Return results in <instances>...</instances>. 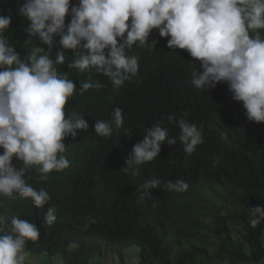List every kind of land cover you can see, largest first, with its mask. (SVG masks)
Listing matches in <instances>:
<instances>
[{"label":"trees","instance_id":"trees-1","mask_svg":"<svg viewBox=\"0 0 264 264\" xmlns=\"http://www.w3.org/2000/svg\"><path fill=\"white\" fill-rule=\"evenodd\" d=\"M23 3L0 0V14L11 16L5 34L26 60L34 47L47 45L35 37L28 41L30 21L18 12ZM168 39L154 29L149 36L158 41L154 48L134 45L128 50L138 58L139 71L118 89L102 74L69 69L74 57L66 50L65 64L58 67L77 86L66 109L85 116L89 128L65 141L70 167L50 173L47 180L39 172L28 173V183L51 196L44 208L20 195L0 198V223L15 215L39 228L38 241L27 242L28 253L61 257L64 264H91L103 245L135 244L140 264L264 261V222L251 227L248 212V207H264V122L247 119L227 83L197 90L190 80L199 61L186 49L169 48ZM60 50L57 45L50 56L55 59ZM88 80L101 87L78 94L81 82ZM116 107L123 110L124 128L132 134L97 135L96 121L110 120ZM169 114L201 128L204 143L188 155L179 140L171 146L165 142L159 157L141 165L138 175L125 172L126 159L147 128L163 122L171 136H178V126L167 121ZM153 176L182 178L189 188L179 193L151 189L138 203L143 183ZM51 206L57 208V219L48 226L44 221Z\"/></svg>","mask_w":264,"mask_h":264},{"label":"clouds","instance_id":"clouds-1","mask_svg":"<svg viewBox=\"0 0 264 264\" xmlns=\"http://www.w3.org/2000/svg\"><path fill=\"white\" fill-rule=\"evenodd\" d=\"M18 12L30 21L28 41L35 37L47 47L36 46L22 59L5 34L12 18L0 14V198L20 195L44 208L51 196L29 184L28 173L39 172L47 180L50 173L70 167L65 141L89 128L85 116L66 109L77 94L76 83L58 67L65 64L66 50L74 57L69 69L102 74L118 89L139 71L138 58L128 50L134 45L154 48L158 41L149 36L158 30L161 37H170L169 48L186 49L199 61L190 80L197 90L227 83L233 99L243 103L247 119L264 122V0H24ZM57 45L61 50L53 59L50 53ZM100 87L99 82L83 81L78 94ZM167 121L178 126V136H171L163 122L147 128L128 155L125 172L138 175L141 165L159 157L165 142L171 146L179 140L188 155L204 143L196 124L174 114ZM121 131L132 134L124 128L120 107L110 120L95 123L96 134L103 138ZM155 188L179 193L189 185L182 178L153 176L143 183L137 202ZM248 212L251 227L264 222V207H248ZM56 213L55 206L47 208L48 226ZM39 237V228L18 216L0 223V264H26L27 242Z\"/></svg>","mask_w":264,"mask_h":264},{"label":"rangeland","instance_id":"rangeland-1","mask_svg":"<svg viewBox=\"0 0 264 264\" xmlns=\"http://www.w3.org/2000/svg\"><path fill=\"white\" fill-rule=\"evenodd\" d=\"M26 264H64L61 257L47 258L29 252ZM91 264H140V248L138 245H103L99 253L91 256ZM264 264V261L261 262Z\"/></svg>","mask_w":264,"mask_h":264}]
</instances>
